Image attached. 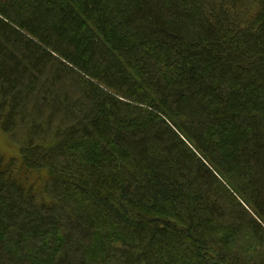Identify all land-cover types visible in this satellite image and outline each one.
Returning <instances> with one entry per match:
<instances>
[{"label": "trees", "instance_id": "1", "mask_svg": "<svg viewBox=\"0 0 264 264\" xmlns=\"http://www.w3.org/2000/svg\"><path fill=\"white\" fill-rule=\"evenodd\" d=\"M0 130V264H264V0H0Z\"/></svg>", "mask_w": 264, "mask_h": 264}, {"label": "rangeland", "instance_id": "2", "mask_svg": "<svg viewBox=\"0 0 264 264\" xmlns=\"http://www.w3.org/2000/svg\"><path fill=\"white\" fill-rule=\"evenodd\" d=\"M0 152L1 154L7 159V161L11 159H18L19 157V149L18 147L13 144V142L10 140V138L5 135L0 130ZM31 179L38 180L36 176L31 177Z\"/></svg>", "mask_w": 264, "mask_h": 264}]
</instances>
